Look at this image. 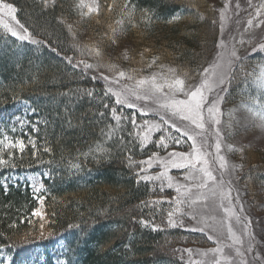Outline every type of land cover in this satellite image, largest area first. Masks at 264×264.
Masks as SVG:
<instances>
[{"label":"trees","instance_id":"obj_1","mask_svg":"<svg viewBox=\"0 0 264 264\" xmlns=\"http://www.w3.org/2000/svg\"><path fill=\"white\" fill-rule=\"evenodd\" d=\"M77 1H3L42 42L20 41L0 24V111L28 104L22 124L0 127V155L12 152L11 163L0 166V252L14 256L43 224L47 235L65 241L66 264H190L181 248L207 244L209 236L160 230L162 209L147 202L153 186L139 182L135 168L157 149L187 151L191 142L143 146L137 122L149 116L116 104L106 82L92 79L73 57L103 69L124 67L128 76L179 75L189 83L219 45V8L212 0H100L99 18L98 12L82 17ZM242 63L226 96L250 104L264 97L255 80L264 70V48ZM18 139L23 152L3 148ZM16 167L48 174L42 205L28 186H6L5 174ZM254 176L264 183V168ZM37 208L45 219L32 215ZM50 236L43 264H54ZM164 245L169 251H160Z\"/></svg>","mask_w":264,"mask_h":264},{"label":"rangeland","instance_id":"obj_2","mask_svg":"<svg viewBox=\"0 0 264 264\" xmlns=\"http://www.w3.org/2000/svg\"><path fill=\"white\" fill-rule=\"evenodd\" d=\"M4 1V0H3ZM4 3V2H3ZM212 3L219 8V19H220V37L219 45L210 60H208L207 65L187 84L198 85L201 80L203 70L208 68L214 63L226 64L228 58L230 57L231 51L235 50L237 57L240 59L232 58L233 63L230 69L225 68L228 73L227 80L224 85L219 88L214 89L212 93L208 94L209 103L217 98V94L222 97L219 103L220 124L215 125L221 130V155L226 157L228 162V169L226 172L225 179L232 180V196L233 204L236 206V211L241 216V219L247 217L245 223L250 221L248 224L247 231L251 233V236L246 235L243 231L244 224H238L235 219L231 221L233 231L240 236L242 243L235 244L232 239L229 238L227 232L228 220H225V213L220 207V201L218 197H214L212 194L213 183L208 182L207 188H202L197 190L194 185L198 183V180L185 179L188 174L187 169H171L168 170V175L172 177V199L175 201L177 199L181 200L185 205L190 204L194 211L188 212L185 218L181 221L176 217L177 222H181L182 229L190 230L193 228H205L203 233L208 236L213 237L208 239L207 244H186L181 248L183 251V257L187 258L188 261H203V264H213V261L219 258L220 254L209 252V249L221 247L224 249L223 255L227 256V260H221V264H244V261H248L249 264H253V258L259 252L262 261H264V183L254 176V169L264 168V122L261 120V115L264 114V97L255 100L254 104L247 102L239 103L234 100L227 99V92L230 87V83L235 77L240 73V65H242L243 59L253 51V49L258 50L260 45H264V0H212ZM99 6L100 10V0H78L77 8L82 17H86L92 13L89 12V8H96ZM260 10V14L257 15L256 10ZM17 13H15L16 15ZM97 16L100 18V12L98 11ZM16 18L18 19L17 15ZM249 19L253 20L251 26L247 24ZM19 20V19H18ZM0 21L7 22L11 27L16 29L18 32H22L19 25L11 20L10 17L6 16L4 12H0ZM259 23V27L256 25ZM31 39L34 37L31 35ZM128 46V45H127ZM126 46V47H127ZM73 59L75 61L83 62L82 64H90L84 60L82 55H74ZM95 65V64H92ZM85 70L84 65H81ZM88 72L97 77L101 78L100 74L103 73L105 76L110 78L116 77L117 69L109 71V69H103L101 67L88 68ZM234 73V74H233ZM132 77L129 79L128 77ZM153 75H129L128 72L126 76L119 79V84L110 83L106 81V87L113 88V91L121 89L123 86L128 85L130 87L135 85L137 80L143 78H151ZM165 78V77H164ZM260 79H264V70H262L258 76ZM258 78H255L258 87H261ZM102 79V78H101ZM165 79L163 76L158 79L157 83L163 84ZM226 88V91H221L220 89ZM167 92V87L164 88ZM178 99H184L183 93H177ZM132 99V98H131ZM261 100V102H260ZM141 103L144 100H139ZM159 109L158 104L154 103L152 100H148ZM125 107L124 105H120ZM22 106L13 109V111H3L0 117V126H4V120L14 122L18 119L19 109ZM159 115H164L168 118L165 110L159 109ZM158 112V111H157ZM173 122H175L181 128H187L190 134L194 131H199L195 129L194 125H190V128L180 121L176 117H171ZM150 124L161 125L159 121L153 119L149 121ZM138 124V137L141 140V134L144 133V122ZM206 129L211 133L213 131V125L206 124ZM164 133L168 135L165 130V125L160 128L159 131L153 130L148 134V139L143 142L153 140L154 134ZM208 143L210 147L208 151L214 154V144L216 137L209 134L207 136ZM199 141V138H198ZM142 142V140H141ZM231 145V148H229ZM191 150V145L186 150H181L178 148L171 149L170 151L164 152V154H158V157L168 159V153L170 152H184L187 153ZM141 161H139V164ZM239 166V167H233ZM218 167V165H217ZM144 168L143 171L146 175L156 176L165 169L160 164H154L153 167L149 168L147 164H141L140 169ZM172 172H177L172 175ZM214 174L217 175V180L220 179L219 174L214 169ZM29 179L33 183L34 188L40 189L36 182V176H30ZM163 182L161 188L169 189L167 187V180L160 181ZM175 182V183H174ZM181 188L180 193L175 189L177 187ZM184 186H191V191L186 192ZM181 193H185L182 195ZM238 197V199H237ZM195 203H191V201ZM176 202V201H175ZM227 205V201L224 202ZM176 204V203H175ZM243 205V211H240V205ZM183 205L184 207H186ZM177 208V206H176ZM175 208V209H176ZM40 211L43 213L44 219V209L41 208ZM181 212H176V215ZM193 214H195V219H193ZM224 220V224L221 225L219 221ZM169 226V225H168ZM167 226V227H168ZM34 238L46 239L47 233L44 228L39 229L35 232ZM253 245V250L248 251L249 244ZM161 252L169 251L167 245L161 246ZM63 248V245H62ZM239 248L243 256L236 253V249ZM186 249H192L191 253L184 251ZM206 253V254H205ZM0 258H4L5 264H35L42 258V250L34 247H25L17 251V253L10 258L5 254H2ZM262 261H255V264H262ZM58 264L63 261L57 257Z\"/></svg>","mask_w":264,"mask_h":264},{"label":"snow or ice","instance_id":"obj_3","mask_svg":"<svg viewBox=\"0 0 264 264\" xmlns=\"http://www.w3.org/2000/svg\"><path fill=\"white\" fill-rule=\"evenodd\" d=\"M127 6V4H126ZM111 7V6H110ZM17 9L11 3H3V0H0V12H4L6 16L10 17L12 21H14L17 25H19L22 32H18L16 29L10 26L9 23L0 21L3 28L9 32L12 36L17 37L20 41H30L31 43H40V41L31 39V34L28 29L20 23V21L16 18ZM99 6L96 8H89V12H98ZM257 15L260 14V10H256ZM120 23H123L122 21ZM253 23L252 19L247 21V24L251 26ZM259 27V23L256 25ZM261 48H264V45H260ZM55 51V49H53ZM97 55H99V50H95ZM256 51V49H253ZM232 58L240 59L236 55V51L233 50L230 53V57L228 58L226 64L222 65L217 62L210 65L208 68L203 70L201 73L202 80L198 85H191L185 83V79L180 78L179 75H175L173 79H165L164 83H157V74H153V76L149 78H143L137 80L135 85L130 87L128 85L123 86L121 89L117 91H113V88L109 87L107 89L106 94L111 93L115 96V103L118 105H124L128 108L137 109L138 105L132 102L131 98H135V100H152L154 103L158 104L159 109L165 110V113L168 115L166 119L164 115L160 117L163 121L164 125H170L172 129H175L178 133H181V139H176L175 143L180 144L182 142L183 137H187L188 141H191V150L187 153L184 152H170L168 153V159L158 157L157 153H153L152 156L148 157L147 160L141 161V164H147L149 168L153 167L154 164H160L165 170L157 174L156 176L143 175L140 179L144 181H164L167 180V187H172V177L168 175L169 168L171 169H187L188 174L185 176V179L198 180L199 182L194 185V187L199 190L202 188L208 187V182L211 181L213 183L212 194L214 197H218L220 201V207L225 213V220H228L227 224V232L229 234V238L235 244H241L242 240L240 236H238L234 231L231 224V221L235 219L238 224H244V233L246 235L251 236V233L247 231L248 224L251 223L247 220V217L241 219V216L236 211V206L233 204V196H232V180L225 179L226 172L228 169V162L224 155H221V130L215 125L220 124L219 115L220 108L219 103L222 97L217 94V98L212 100L209 103L208 94L212 93L214 89L219 88L221 85H224L227 80L228 73L225 71V68L230 69L233 63ZM80 63H83L82 61ZM98 65L92 64H84V68H93ZM108 67L109 71L115 68L114 65H105ZM172 73H175V69H170ZM125 76L124 71H118L116 73V77L110 78L109 76H105L103 73L100 74V77L106 81H110V83L119 84L118 78H123ZM118 77V78H117ZM97 77L93 76L92 79H96ZM132 79V77H128ZM261 87H264V79L258 78ZM167 87L168 91L165 92L164 88ZM221 91H226V88L220 89ZM177 93H183L184 99H178ZM91 95V93H89ZM159 109L155 108H139V112L141 115H148L149 112H157ZM115 108H113V113H115ZM171 117H176L180 121H187L190 125H194L195 129L199 131H194L193 134H190L187 128L178 127L175 122L171 119ZM118 121L120 117H115ZM261 120L264 122V114L261 115ZM132 123L135 125V113L133 114ZM206 124L213 125V131L211 133L206 129ZM144 133L141 134L142 142L148 139V134L153 130L159 131L163 125L150 124L149 121L145 120L144 124ZM211 134L216 137L214 144V154L213 152L208 151L210 147L208 143L207 136ZM199 138V141H198ZM164 136L160 137V140L157 142L158 146L163 144L165 148H167V144L164 143ZM26 144L23 139H18L16 141H9L3 144L4 149H17L20 152H23ZM33 147H35L33 143ZM231 148V145H229ZM8 159L3 158V155H0V166L9 165L11 163L12 152H8ZM218 165V167H217ZM12 167H15L14 164H11ZM239 167V166H233ZM215 171L218 172L220 179L217 180V175L214 174ZM141 172L145 171L144 168L140 169ZM43 187V185H41ZM186 192H190L191 186H184ZM38 190V189H37ZM178 193H180L181 188L178 186L175 189ZM184 195L185 193H181ZM40 201L41 205L43 204V197H37ZM238 199V197H237ZM225 201H227V205H225ZM182 201L177 199L176 204H181ZM191 203H195V201H191ZM181 208L177 207L175 212H180ZM240 211H243V205H240ZM33 216L43 218V213L39 208L33 209ZM173 212L168 213V223L172 226H175L176 221L173 219ZM193 219H195V214H193ZM142 223H146L142 221ZM221 225L224 224V220L219 221ZM71 227V226H70ZM43 228V224L41 225ZM153 230H156L155 227ZM192 231H200L204 232L205 228H193L190 229ZM213 237L209 236V239ZM248 251L253 250V245L250 243L247 249ZM191 253L192 249H186ZM209 252L220 254L219 258L213 261V264H221V260H227L228 257L223 255L224 249L221 247L209 249ZM236 253L238 255L243 256V253L240 252V249H236ZM206 254V253H205ZM255 261H262V258L257 252L256 256L253 258V264ZM190 264H203V261H191ZM244 264H249L248 261H244ZM264 264V261H262Z\"/></svg>","mask_w":264,"mask_h":264},{"label":"bare ground","instance_id":"obj_4","mask_svg":"<svg viewBox=\"0 0 264 264\" xmlns=\"http://www.w3.org/2000/svg\"><path fill=\"white\" fill-rule=\"evenodd\" d=\"M33 37H34V40L42 42L41 38H38V37H35V36H33ZM82 57L84 58V56H82ZM117 70L118 71H124L125 74L127 72V70L124 67H120ZM230 86L232 87V85H230ZM132 102L136 103L138 105L137 109L130 108V109L133 110V112H135V111L139 112V110H138L139 108H145V109L155 108V109H157L155 106L152 105V103L150 101H143L141 103L140 101L135 100V98H132ZM237 102L244 103L243 100L242 101L239 100ZM252 104H254V102H252ZM20 106H22V108L19 109L18 119L15 120L14 122L4 120L5 125L4 126H0V127H2L3 129H6V126L7 127H15V126L20 125V124L23 123L24 117L28 113V110H27L28 104L26 102L19 103L14 108H10V109H6V110L0 111V115H1V113L3 111L11 112V111H13V109H15L17 107H20ZM159 112H160V110H158V112H149V114L146 115L147 117L149 116L148 117V121H152L153 119H156V121H159L161 123V125H163V121L160 119L161 116L159 115ZM183 123H185V125L190 128L189 122L184 121ZM184 128H185V126H184ZM165 130L168 133V135H166L164 133H160V132L154 134L153 142H154V144L156 146H158L157 142L160 140L161 136H164V138H165L164 139V143H166L167 140H172V139L174 140L173 142L175 143L176 138L181 139V133H178L175 129H172L170 127V125H165ZM186 138L187 137H183L182 138V142L184 141L186 143V141H187ZM149 141H151V140H149ZM149 141L142 142V145L144 146ZM162 146H163V144L159 145L158 147H162ZM171 149H174V148H171ZM171 149L164 150V152L170 151ZM161 150H163V148L153 151L151 154H149L148 156L145 157V160H147L148 157L152 156L153 153H157L159 155L160 154H164V152H162ZM139 161H142V160H139ZM138 165H139V167H138ZM138 165L135 168V172L137 173L138 181L141 182V183H145V184L153 186L152 193L149 196H147V199H148L147 202L150 203V204L154 203L155 205H158L160 209H162V220H160L159 223H158V227L160 228V230H162L163 232H165V231L166 232L167 231H169V232L178 231V232H183V233L194 232L192 230L182 229V227H180L181 226V222H177L176 221V217H178L180 219V221H181L182 218H185L187 216L188 212H192L193 213L194 208L190 204L185 205L183 202L181 204H179V205L175 204L176 200L174 201L172 199L171 188H169V189H166V188L162 189L161 188V185H162L163 182H160V181H157V180L144 181V180L140 179L141 176L146 175V174L144 172L140 171L141 164H138ZM41 170L42 169H37V170L25 169V170H21V169L16 167L11 173L5 174L4 180L7 182L6 186H9L10 184L16 185V184L21 183V184H23L25 186H28L29 190L32 192V194H34L36 199H37V197H42V193L45 190L44 179L48 177V174L45 171H41ZM176 173L177 172H172V175H175ZM30 176H36V182H37V184L40 187L39 190L34 188L33 183L29 179ZM41 185H43V187H41ZM165 192H167L168 194L165 193ZM183 205H185L186 207H184ZM176 206L181 208V211H180L181 213H178V215H176V212H175ZM39 209H41V208H39ZM170 211L174 213L173 219L176 221L175 226H172V225H170L168 223V213ZM44 219H45V215H44ZM49 236L50 235H47L46 237L48 238ZM51 236H50V238H51V247L49 249V253L54 258V264H58L57 257L60 258L63 261L61 264H66V259H65L66 252L62 248V245H63V247L65 245V241L59 235H54L52 237ZM43 238H32L29 241H24L22 244H20V246L18 247V250H20L22 248H25V247H34V248L41 249L42 250V258H40L39 263L43 264V263L46 262L47 256H48V249L43 244V242L47 238L46 239H43ZM2 254H5L6 256H8L10 258H13V256H10L5 251H1L0 252V256ZM0 263L1 264L2 263L5 264L4 258H0Z\"/></svg>","mask_w":264,"mask_h":264}]
</instances>
